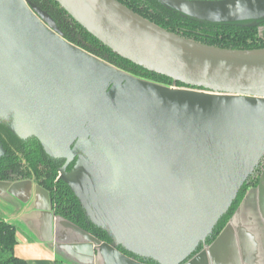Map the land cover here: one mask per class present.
<instances>
[{
  "label": "water",
  "instance_id": "obj_1",
  "mask_svg": "<svg viewBox=\"0 0 264 264\" xmlns=\"http://www.w3.org/2000/svg\"><path fill=\"white\" fill-rule=\"evenodd\" d=\"M56 1L113 52L174 81L140 78L68 40L31 0H0V122L65 159L58 179L110 238L57 215L77 238L67 246L93 264H236L219 247L240 206L206 240L264 155V48L202 43L118 0ZM158 1L202 21H264V0ZM32 185L0 180V192L22 197Z\"/></svg>",
  "mask_w": 264,
  "mask_h": 264
},
{
  "label": "trees",
  "instance_id": "obj_2",
  "mask_svg": "<svg viewBox=\"0 0 264 264\" xmlns=\"http://www.w3.org/2000/svg\"><path fill=\"white\" fill-rule=\"evenodd\" d=\"M50 1L68 14L56 0ZM118 1L157 25L202 43L235 49L264 48V21H258L256 25H249L253 22L252 20L235 23L209 22L184 15L158 0ZM69 17L73 20L87 44L85 42H80L82 44L77 43V40L74 41L70 38L71 36L66 35L68 40L79 44L86 50H89L87 45L91 44V47L95 50H90L92 53L108 59L135 76L166 85L174 84L171 78L149 71L113 52L70 15ZM175 84L184 86L182 82H176ZM0 144L5 152L0 156V180L9 182L31 180L49 191L56 215L67 218L103 241H110L106 231L88 219L69 185L58 179L59 169L64 165L65 159L49 156L36 137L22 139L15 135L3 121L0 122ZM74 163L75 161L69 165L68 170L74 166ZM262 175H264V155L254 172L240 189L229 210L214 227L213 232L206 240L207 243H211L216 239L239 208L248 189L259 185ZM17 244L15 224L0 216V264H30L26 259L16 255L15 248ZM202 246L203 244H200L194 253L198 252ZM119 248L128 255H133L122 247ZM139 259L148 264H157L149 258Z\"/></svg>",
  "mask_w": 264,
  "mask_h": 264
},
{
  "label": "crops",
  "instance_id": "obj_3",
  "mask_svg": "<svg viewBox=\"0 0 264 264\" xmlns=\"http://www.w3.org/2000/svg\"><path fill=\"white\" fill-rule=\"evenodd\" d=\"M36 185L33 182L32 187L25 192L20 189L22 197L0 192V216L16 226V255L30 264H93L86 263V248L67 246L78 244L75 241L77 238L70 235L68 228L56 219L47 194L37 189ZM253 190L241 203L242 210L243 203L257 193L256 187ZM240 212L239 209L233 225L223 232L219 250L232 251L236 264H264V229L255 228L257 220L253 215L248 216L249 220H244ZM247 223L251 229L246 226Z\"/></svg>",
  "mask_w": 264,
  "mask_h": 264
},
{
  "label": "flooded vegetation",
  "instance_id": "obj_4",
  "mask_svg": "<svg viewBox=\"0 0 264 264\" xmlns=\"http://www.w3.org/2000/svg\"><path fill=\"white\" fill-rule=\"evenodd\" d=\"M31 1L35 3L37 6H39L43 11L47 12L54 19L56 25L64 32L65 36L66 35L71 36L70 38L74 41L77 40V43L85 42L83 37L80 35L79 30L77 29L75 23L73 22V20H71L69 15L63 12L52 1L50 0H31ZM87 46L89 47L88 51L90 50L95 51L91 47V44ZM202 248L198 252H200Z\"/></svg>",
  "mask_w": 264,
  "mask_h": 264
},
{
  "label": "rangeland",
  "instance_id": "obj_5",
  "mask_svg": "<svg viewBox=\"0 0 264 264\" xmlns=\"http://www.w3.org/2000/svg\"><path fill=\"white\" fill-rule=\"evenodd\" d=\"M163 84V83H162ZM166 85V84H165ZM173 84H170L169 86H172ZM263 178V175L261 176ZM261 185L256 187L257 193L254 196H250L244 203V209L242 210V206L240 207V217L244 220H249L248 216L251 214L253 217L257 220L255 228H259L262 231V228L264 229V181H261ZM254 187H250L245 195L244 198L248 195V193H251ZM256 190V189H255ZM244 200V199H243ZM243 202V201H242ZM252 211L254 212L252 214ZM250 229L249 223L247 225Z\"/></svg>",
  "mask_w": 264,
  "mask_h": 264
}]
</instances>
